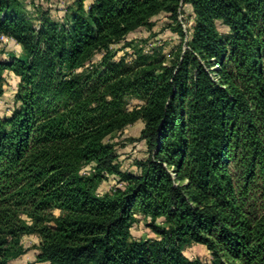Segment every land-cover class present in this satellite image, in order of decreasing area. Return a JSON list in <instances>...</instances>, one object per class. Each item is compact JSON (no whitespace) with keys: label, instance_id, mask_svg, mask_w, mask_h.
<instances>
[{"label":"trees","instance_id":"trees-1","mask_svg":"<svg viewBox=\"0 0 264 264\" xmlns=\"http://www.w3.org/2000/svg\"><path fill=\"white\" fill-rule=\"evenodd\" d=\"M161 11L170 60L126 40ZM1 37L21 54L0 57V98L5 72L19 79L0 114V264L31 234L26 264H264V0H73L58 20L0 0ZM138 120L147 156L123 171L104 139ZM137 214L153 237H132Z\"/></svg>","mask_w":264,"mask_h":264},{"label":"rangeland","instance_id":"rangeland-1","mask_svg":"<svg viewBox=\"0 0 264 264\" xmlns=\"http://www.w3.org/2000/svg\"><path fill=\"white\" fill-rule=\"evenodd\" d=\"M27 8V12L31 17L39 18L42 12L48 10L51 18L61 19L65 8L72 4L73 0H22ZM190 6L184 4L181 7L179 14V23L187 35L192 28L193 19L190 16ZM150 26H142L127 35L126 40H133L137 47L143 52L151 54L154 51H160L166 56L167 60L173 58L177 47L180 44V36L177 29V23L170 18L168 12L161 11L153 16ZM38 24V20H35ZM122 43L113 44L112 50H119ZM185 47V43H183ZM127 52V60H133L134 52L131 48L120 49L115 55L118 59ZM10 54H21V49L13 40H5L0 38V57L6 58ZM101 58V53L98 52L94 56L93 64H97ZM19 79L11 71L5 72L4 94L0 98V114L9 112V108L13 105L14 95L17 90ZM142 101L138 98H128L127 104L132 107L134 104H139ZM144 123L141 120L128 125L122 130H117L104 139L105 142H112L118 155V162L123 171H136L135 161L147 156V147L145 140L141 138V130ZM116 181L115 177H111L102 183V190H108L112 183ZM132 237L135 239H147L154 236L153 232L146 226V221L142 215L137 214V221L131 230ZM21 243L26 249L25 254L11 261L10 264H26L27 262L36 261L38 249L36 246L40 243V237L37 234L23 235ZM184 254L191 258H199L202 261H210L211 255L204 245L190 244L184 248ZM43 264V263H38Z\"/></svg>","mask_w":264,"mask_h":264},{"label":"built area","instance_id":"built-area-1","mask_svg":"<svg viewBox=\"0 0 264 264\" xmlns=\"http://www.w3.org/2000/svg\"><path fill=\"white\" fill-rule=\"evenodd\" d=\"M3 39H5V40H9L7 37H2Z\"/></svg>","mask_w":264,"mask_h":264}]
</instances>
